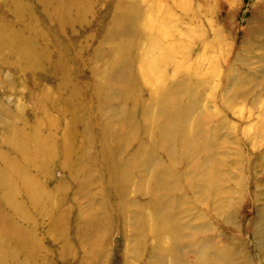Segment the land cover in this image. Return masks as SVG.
I'll list each match as a JSON object with an SVG mask.
<instances>
[{
  "label": "rangeland",
  "instance_id": "1",
  "mask_svg": "<svg viewBox=\"0 0 264 264\" xmlns=\"http://www.w3.org/2000/svg\"><path fill=\"white\" fill-rule=\"evenodd\" d=\"M52 1L46 9L41 0H0V33L8 35L6 39L0 38V104L7 109L0 120L21 124L22 118L29 126L37 120L45 136L54 135L53 144L57 148L40 174L43 186L52 190L50 206H56L59 218L53 213L54 221L49 214L52 209L48 208V212L42 207L41 213L38 211L35 232L41 248L35 258L37 264H264V136L244 135L246 130L263 124L260 121L264 117V0H83V5L78 6L72 0L70 3L64 0L65 6L56 12V0ZM163 9L172 13L170 33L185 32L188 37L185 47L188 69L195 72L197 79L208 81L197 100L200 108L192 116L200 110L215 115L210 119L204 115L200 124L215 132L214 155L225 175L220 182L222 210L216 216L202 219L197 217L204 208L200 205L202 198L192 200L191 205L183 202L176 237L157 231L146 233L137 242L136 233L130 231L135 217L132 205L134 200L138 205H146L137 184L131 182L123 205L114 193L102 189L104 171L96 168L99 165L96 143L102 135L91 130L83 140L96 166L84 170L85 183L80 186V178L70 176L69 161L58 153L68 117L60 116L62 111L56 108V103L72 87L76 88L78 98L89 102L87 112L84 108L78 115L91 124L97 117L95 103L90 101L92 69L104 65L110 55L115 14L146 10L160 18ZM140 36L133 38V49L145 43ZM20 38L32 41L40 54L37 65L24 64L16 47L12 48L9 39L17 42ZM182 52L175 54L177 59L182 58ZM139 65L137 57L134 66ZM169 75L174 76L175 72L169 70ZM147 91L142 86L137 89L143 105L151 107ZM41 97L46 111L36 116V98ZM108 107L106 114L113 120L115 110ZM135 117L139 119V111ZM76 127L80 129L81 123ZM80 138L73 143L77 144L75 147ZM131 149L127 145L121 155L129 158ZM157 154L166 160L164 153L157 151ZM74 158L70 155L71 163ZM177 164V170L184 175L185 162L180 159ZM29 169L35 172L34 166ZM144 172L141 167L137 174L146 179L149 173ZM190 188L196 187L193 184ZM104 202L108 208L103 211ZM91 209L98 216L108 210L109 217L105 231L87 237L84 229L78 232L76 224L77 220L84 221ZM120 213L123 215L118 216ZM204 221L211 227L201 229ZM200 241L208 242V251L222 248L224 252L219 259L197 254L195 247Z\"/></svg>",
  "mask_w": 264,
  "mask_h": 264
},
{
  "label": "bare ground",
  "instance_id": "2",
  "mask_svg": "<svg viewBox=\"0 0 264 264\" xmlns=\"http://www.w3.org/2000/svg\"><path fill=\"white\" fill-rule=\"evenodd\" d=\"M59 1L56 0L55 12L65 6L62 3L64 0ZM41 2L48 9L53 1ZM71 3L83 5V0H72ZM162 12L160 18L146 10L142 13L129 11L115 14L111 23L115 35L112 34L110 55L104 65L94 66L92 69L94 76L90 101L95 103L97 117L91 124L82 121L78 115V111H84L89 102L86 104L78 98L76 88L72 87L56 103V108L62 111L60 116L68 117L61 132L63 141L58 153L69 161L70 176L80 178V186L84 187V170L96 165L84 146L83 136L96 130L102 135L96 143V156L99 157L96 168H101L105 177L102 189L114 193L118 203L123 205L131 182L137 184L138 193L146 204L138 205L137 200H134L132 205L131 211L135 217L130 231L136 233L137 242L146 233L157 231L176 237L180 224L178 215L179 212H184L181 207L183 202L191 205L192 200L195 202L196 198H202L200 205L204 208L197 215L202 219L213 214L216 216L222 210L219 204L223 195L220 182L225 175L221 170V163L214 155L215 132L203 123L200 124L204 117L210 119L215 115L200 110L197 115L192 116L200 108L197 100L207 88L208 81L199 80L194 71L190 72L185 52L188 37H185V32L171 34L172 13L167 9ZM137 35H141L145 43L133 49V38ZM6 37L8 35L0 33L1 39ZM167 37L170 40L167 41ZM9 42L22 55L24 64L29 67L38 64L40 54L33 48L31 40L20 38L17 42L9 39ZM179 51H183L180 55L182 58L177 59L175 54ZM135 57L140 58L138 68L134 66ZM61 70L65 76L66 72ZM169 70L174 71L175 75L170 76ZM139 86L148 89L147 99L153 106L143 105V98L137 92ZM36 102L37 116L46 109L42 104V97L36 98ZM108 106L115 110L113 120L106 114ZM85 111L87 112V108ZM138 111L139 119L135 117ZM6 112V106L0 104V115ZM21 121V124H7L0 120V128L3 130L0 133V264H37L35 258L41 248L40 239L35 232L40 215L38 211L41 213L42 207H46L52 209V213L49 209L48 212L54 221V216L59 218L56 206H50L52 190L43 186L40 174L41 169L47 166L48 158L57 151L53 144L54 135L45 136L38 128L37 120L32 126L22 118ZM78 122L82 126L80 129L76 127ZM221 122L226 123L223 119ZM260 122L263 123L260 127L246 130L244 135L257 133L264 136V117ZM57 123L58 117L56 126ZM77 137H81L78 140L80 144L75 147L77 144L74 146L73 143ZM127 145L132 148L129 158L121 155ZM157 151L166 155L165 161ZM70 155L75 157L72 163ZM180 159L186 164L184 175L177 170ZM29 166H34L35 172H31ZM141 167L144 168V173L148 171L150 174L146 179L137 174ZM186 172L188 175L193 173L191 178L187 177ZM193 184L197 189L190 188ZM105 207L108 208L106 202L102 206L103 211ZM121 215L123 213L118 214ZM108 217V210L98 216L91 209L84 221L77 220L76 229L78 232L84 229L87 237L97 235L105 231ZM209 227V222L204 221L200 228ZM200 242L196 243L197 254L203 253L204 256L206 254L213 256L212 259H219L224 252L222 248L208 251V242Z\"/></svg>",
  "mask_w": 264,
  "mask_h": 264
}]
</instances>
